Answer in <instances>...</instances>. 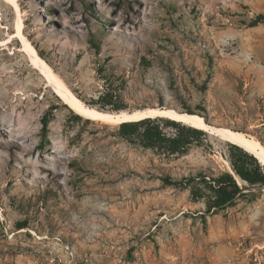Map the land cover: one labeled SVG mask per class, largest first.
Segmentation results:
<instances>
[{"label":"rangeland","instance_id":"374dc122","mask_svg":"<svg viewBox=\"0 0 264 264\" xmlns=\"http://www.w3.org/2000/svg\"><path fill=\"white\" fill-rule=\"evenodd\" d=\"M17 2L26 36L87 104L118 111L101 99L113 93L122 109L191 108L264 144V88L246 64L230 69L264 61V0ZM17 15L0 2L3 42ZM19 48L0 51V264H264V186L234 174L245 195L208 214L163 180L231 171L230 142L207 132L169 154L130 141L75 114Z\"/></svg>","mask_w":264,"mask_h":264},{"label":"trees","instance_id":"16d2710c","mask_svg":"<svg viewBox=\"0 0 264 264\" xmlns=\"http://www.w3.org/2000/svg\"><path fill=\"white\" fill-rule=\"evenodd\" d=\"M264 22V18L255 20L258 24ZM41 54V52H40ZM42 55V54H41ZM101 99L104 104L113 105L112 110H120L118 95L105 93ZM104 107V106H102ZM189 113H197L191 108L185 110ZM200 115L201 113L198 112ZM175 128L173 136H167L160 131L159 123ZM42 133L48 135L49 119L45 116L42 120ZM121 135L130 141H138L147 148L164 151L169 154L183 153L187 151L191 140H196L200 134H207L206 131L185 125L181 122L164 118H145L139 121H130L120 124ZM230 162L234 174L248 182L251 188L264 186V169L255 156L245 151L240 146L230 143ZM230 171H207L201 170L196 174L180 178L167 176L163 178L165 184L188 189L194 200H201L205 204V212L208 214L220 213L226 210L236 199L245 195V189L238 182L236 176ZM55 195V191H50ZM254 193V192H250Z\"/></svg>","mask_w":264,"mask_h":264},{"label":"bare ground","instance_id":"6f19581e","mask_svg":"<svg viewBox=\"0 0 264 264\" xmlns=\"http://www.w3.org/2000/svg\"><path fill=\"white\" fill-rule=\"evenodd\" d=\"M0 2L13 6L18 14L14 31L8 35V38L4 42L3 40H0V47L2 45H6L5 48H0V51L7 49L11 44H14L18 40L20 42L19 50L24 54L25 60L28 62L31 71L38 76H42L45 79L46 86L51 88L62 100V102L68 105L75 112V114L91 121L114 125H120L124 122L130 121H139L145 118L164 117L172 119L185 125L202 129L219 137L221 140L236 144L255 156L257 160L264 165V144L259 139L243 131L234 130L226 126H215L209 124L199 113L180 111L174 107L168 106H148L121 109L120 111H110L102 110L98 107L87 104L79 96H77L74 91H72L63 78L55 71L53 66L39 53L36 46L26 36L25 24L22 20L20 5L17 0H0ZM10 54L14 55L17 54V52L15 50ZM242 64H246L248 66V68L244 70V73L247 75L251 71H254L257 76V86L258 84H261L264 88V61L261 57L255 56L249 61L234 60L233 66L232 68L230 67V69L236 71L235 69H237L238 66H242ZM246 78L248 77L246 76ZM225 161L228 164V168L232 171L233 169L231 168L230 162L228 160Z\"/></svg>","mask_w":264,"mask_h":264},{"label":"water","instance_id":"95a60500","mask_svg":"<svg viewBox=\"0 0 264 264\" xmlns=\"http://www.w3.org/2000/svg\"><path fill=\"white\" fill-rule=\"evenodd\" d=\"M161 107V106H160ZM118 111H120V110H118ZM231 173H233L234 174V171L232 170V171H230Z\"/></svg>","mask_w":264,"mask_h":264}]
</instances>
